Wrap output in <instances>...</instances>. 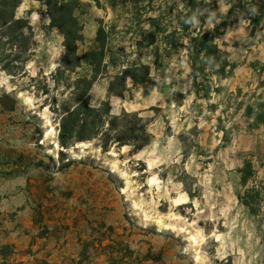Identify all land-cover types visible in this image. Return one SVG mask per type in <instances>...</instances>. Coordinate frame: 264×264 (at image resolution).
I'll return each instance as SVG.
<instances>
[{
    "label": "rangeland",
    "instance_id": "rangeland-1",
    "mask_svg": "<svg viewBox=\"0 0 264 264\" xmlns=\"http://www.w3.org/2000/svg\"><path fill=\"white\" fill-rule=\"evenodd\" d=\"M186 1L22 0L28 62L15 65L11 50L0 62V264H264V126L249 131L236 111L264 92V0H198L190 32L219 26L235 69L196 87L181 29ZM58 26L77 32L81 62L59 85ZM92 70L100 74L92 105L110 87L123 92L111 97L112 113L149 118L150 145L136 153L104 152L98 140L60 145L56 108L75 104V79ZM220 117L231 130L226 148ZM246 161L256 172L248 188L261 193L258 217L239 200Z\"/></svg>",
    "mask_w": 264,
    "mask_h": 264
},
{
    "label": "trees",
    "instance_id": "trees-1",
    "mask_svg": "<svg viewBox=\"0 0 264 264\" xmlns=\"http://www.w3.org/2000/svg\"><path fill=\"white\" fill-rule=\"evenodd\" d=\"M186 2L189 14L184 17L181 29L184 32H189L190 45L188 49L195 87L202 78L216 77L218 80L230 78L235 66L229 61L227 55L217 43V39L222 34L219 32V26L216 25L209 31L201 28L199 32H190L197 19L196 9L204 4L198 0ZM21 3L22 0H0V62L3 59L8 60L10 57L6 55L8 50H11L12 53L15 52L14 55L12 54L11 60L15 65L28 62L26 55L31 51L32 34L28 19L16 18V12ZM62 6L63 3L58 9L61 10ZM198 19L200 20V18ZM215 19L216 17L213 18V20ZM52 22L53 24L56 23L55 17H53ZM257 26V24H254V28ZM60 29L65 36L66 54L61 70H58L59 77L54 78L57 85L60 84L63 75L66 73L73 74L76 72L75 69L81 67L80 58L76 53L77 42L79 41L77 32L71 33L63 27H60ZM103 33L104 29L101 28L98 32V39H101ZM154 43L152 42V44ZM73 57L76 59L74 64L71 63ZM96 71L92 70L90 74L78 76L75 79L74 105L64 102L61 108H56V112L60 117V145L64 148H70L79 142L98 140L104 152L110 151L114 146H130L133 153L150 145L154 136L149 130L151 124L149 118H144L137 112L128 113L124 111L119 115L112 113L111 97L119 96L123 98V92H118L110 87L107 99L101 102L99 106L92 105L90 93L100 75L98 70ZM142 71L137 70V72ZM131 77L137 81H147L148 79L146 74L143 79L133 75ZM80 85L83 86V89L79 88ZM201 91H204V98L210 96V88H204L203 90L198 88L197 93L200 95ZM239 103L236 111L243 109L242 116L248 125L249 131L264 126V92L259 95L254 93L246 101L242 100ZM219 122L218 129L223 132L220 148H226L232 141L231 130L223 125L222 117L219 118ZM184 155L186 158L191 155L185 142ZM240 173L242 175L241 185L246 190L243 194H239V200L252 216H261L263 213L262 202L260 201L261 193L256 186L248 188L249 183L256 176L252 163L246 161ZM189 194L193 197L191 192Z\"/></svg>",
    "mask_w": 264,
    "mask_h": 264
},
{
    "label": "bare ground",
    "instance_id": "bare-ground-1",
    "mask_svg": "<svg viewBox=\"0 0 264 264\" xmlns=\"http://www.w3.org/2000/svg\"><path fill=\"white\" fill-rule=\"evenodd\" d=\"M186 199H187L186 197L183 198V199H179L178 202L181 203V204H182V203H185V200H186Z\"/></svg>",
    "mask_w": 264,
    "mask_h": 264
}]
</instances>
